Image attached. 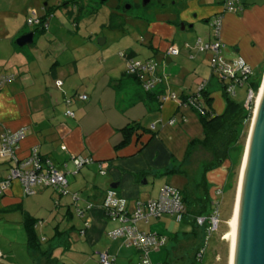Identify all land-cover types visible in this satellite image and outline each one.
I'll use <instances>...</instances> for the list:
<instances>
[{"label": "crops", "instance_id": "obj_1", "mask_svg": "<svg viewBox=\"0 0 264 264\" xmlns=\"http://www.w3.org/2000/svg\"><path fill=\"white\" fill-rule=\"evenodd\" d=\"M4 1L13 5L15 0H0V4ZM238 1L241 9L222 14L218 37L223 44L222 55L228 61H243L250 66L251 74L260 72L263 76L264 0ZM221 3V0H181L180 8L148 23L145 36L148 47L155 54L156 59H153L160 71L168 77L169 91L176 97L164 99L161 104L142 100L143 90L123 75L125 68L119 76L99 73L95 79L81 80L80 86L74 84L67 88V78H61L53 66L43 74V70L37 68L39 75L31 79L27 66H36L35 57L26 45L18 46L14 41L24 28L16 26L14 33L10 31L13 29H1L0 67L3 70L0 76L14 78L0 84V134L25 127L16 158H27L36 147L43 165L57 168L66 165L67 192L61 194L52 187H37L34 194L27 195L18 181L11 182L0 194V264H98V253L102 251L113 259L111 264H141V255L135 248L125 247L120 238L109 237L108 231L118 223L104 215L105 192L113 189L125 199L127 208L132 209L137 202L158 196L160 189L154 196L142 197L148 194L144 184L148 183V178H164V185L168 184V177L177 176L164 172L180 164L190 140L202 138L203 128L197 112L182 103V99L197 92L200 82L205 81L209 109L215 114L224 111L223 82L211 70V52L195 48L198 38L202 42L215 40L210 27L209 31H204L201 22L207 24L221 12ZM24 7L22 4L21 12ZM9 10L16 15L13 9L0 8V12ZM177 28L182 32L180 35ZM177 37L179 42L175 43ZM34 42L35 36L30 46ZM171 45L178 46L180 53L167 62L164 53ZM124 53L129 60L152 58L135 59L133 48ZM18 65L17 72L8 70ZM73 71L80 73L77 64ZM58 80L62 82L60 87L56 85ZM50 89L61 92L62 98L56 99L47 91ZM81 95L86 98L81 99ZM199 101L207 103L200 97ZM66 110L72 111L73 117L65 115ZM172 118L176 121L170 123ZM129 124L139 127L138 136L134 135L127 146L117 149L122 140L121 129ZM75 156H88L92 161L76 170L72 163ZM13 162L8 157L0 158V177L8 174ZM226 165L229 164L224 162L207 172L210 196L213 186L224 185ZM183 166L186 163L182 165L186 171ZM179 176L190 180L189 173ZM113 183L117 186L111 188ZM90 204L93 206L87 214H77V209ZM87 216L89 225L85 227ZM165 216L174 217L163 215L138 223L141 230L166 237L164 245L150 252L151 262L162 263L166 250L174 245H179L181 255L183 252L190 256L196 245L190 236H182L192 229L190 226L188 230L172 231V220L163 218ZM26 217L36 219L34 246H30ZM187 219L184 223L191 225ZM150 220L154 222L150 224ZM175 234L178 236L173 242Z\"/></svg>", "mask_w": 264, "mask_h": 264}, {"label": "rangeland", "instance_id": "obj_2", "mask_svg": "<svg viewBox=\"0 0 264 264\" xmlns=\"http://www.w3.org/2000/svg\"><path fill=\"white\" fill-rule=\"evenodd\" d=\"M93 1L97 2L99 0H83L82 3L86 5L89 2V6L87 5L86 8L91 10L94 7L97 11L95 13L84 11L80 16L78 15L79 7L73 6L74 3L70 0H15L13 5L5 1L3 5L0 4L1 10L10 8L16 13L13 16L10 10L8 12H0V31L2 28L6 30L13 29L10 31L14 33L16 30L14 27L21 25L24 28L14 41L19 36L34 29L33 26L25 24L26 18L30 14L29 10H36L37 16H41L44 14V5L46 4L52 11V14L47 17V28L43 32L36 31L34 44L32 46H30L31 44H26L25 46L35 57L34 63H36V66H27L29 67L28 74H30L31 79L39 75L37 73L39 72L38 69H42L43 72L41 73L43 74L49 71L51 66L57 69L61 78H67L65 88L74 84L80 86L81 80L90 81V79H95L99 73H109L110 76L116 77L119 76L126 66V62L119 56V53L130 51L132 48L136 54L135 59H143L148 56L156 59L155 54L148 47L147 39H145L148 23L154 19H162V14L167 15L173 12L175 8H180L178 4L181 2V0H149L146 4H143V0H103V3L98 6V4L92 3ZM63 2H66L68 6L65 7ZM22 4L25 7L24 11L21 12ZM127 5L130 8H127ZM68 11L71 13H68ZM112 13L113 15L111 16ZM78 16L79 18H77ZM201 25L206 29L204 31H209L208 23L201 22ZM177 31L178 35L182 33L179 28H177ZM100 39H105L102 45L98 44ZM177 42H179L178 37L175 39V43ZM185 42L191 43L188 40H185ZM75 64L78 65L79 72L82 75L73 71ZM19 68V65L16 69L12 66L8 70L17 72ZM1 69L0 67V72ZM260 82H262V79ZM260 82L259 84L261 85ZM45 89L44 87L41 91L43 90L44 92ZM47 91L51 92L56 99L60 100L62 98L61 92L51 89ZM235 92L233 99L236 102L246 104V85L236 87ZM252 106L251 112L253 115L254 104ZM250 123L251 120L249 124H242L239 132L236 133L239 138L234 144L236 147L235 152L230 154L231 167L229 176L226 175L227 177H225L224 187L223 185L212 187L213 190L217 187L224 190L223 196L217 197V200L220 201L222 221L217 232L207 242L206 257L201 264H229L230 237H224V235L229 230L228 221L233 213ZM229 137L230 132L227 131L223 135V139L218 138L214 142L213 148L221 150L223 140ZM208 162H216L215 156L208 149L198 147L192 152L186 162V166H183L186 169V173L190 175V181L199 176L203 166ZM226 168L227 173L228 166ZM175 175L177 176L173 178L168 177V184L179 190L183 189L188 180L179 176V173ZM147 181L148 183L144 184L148 194L142 195V197L156 195V191L165 182L164 178L160 177H151ZM44 218H46V215ZM163 218L172 220V231L188 230L191 227V225L185 224L184 220L177 221L175 217L165 216ZM75 222H77V217L74 218ZM153 222L154 220H150V224ZM159 259H163V256Z\"/></svg>", "mask_w": 264, "mask_h": 264}, {"label": "built area", "instance_id": "obj_3", "mask_svg": "<svg viewBox=\"0 0 264 264\" xmlns=\"http://www.w3.org/2000/svg\"><path fill=\"white\" fill-rule=\"evenodd\" d=\"M221 12L214 15L208 20L210 30L213 34L214 41L202 42L199 38L196 40L195 48L198 51H210V67L212 72L219 77L225 85V91L235 96V88L245 85V80L252 73L249 65L243 61H228L222 55L223 44L218 39L222 14L227 11H234L241 9L238 0H221ZM26 23L33 26L39 23V16L35 11L31 10L27 16ZM46 26V25H45ZM180 53V49L176 45H171L164 53V58L173 57ZM119 56L126 62L125 72L129 75H135L139 80L142 89L145 92H150L159 86L165 88V94L161 99L176 98L175 94L169 91L168 77L160 71L159 64L153 59L148 58L145 60L127 59L125 53L120 52ZM12 75L0 76V84L13 79ZM62 82L56 81L57 87H60ZM205 81L198 84L197 92L194 96L187 98L186 105L201 111V106L198 103V98L204 90ZM247 89L246 105L256 103L258 92H254L251 88ZM81 99H85L86 95H81ZM65 115L73 117V112L70 110L65 111ZM172 118L169 122H175ZM26 132L25 127H21L14 131H6L0 134V158L12 159L14 162L10 166L8 174L5 177H0V194L6 191L11 185V182L18 181L27 195H32L36 192L37 187H52L59 191L61 194L67 192V179L65 175V166L57 168L52 165H43V162L38 154V150L34 147L30 155L24 159L16 158V150L20 140L24 137ZM92 159L88 156H75L72 158V163L76 170L80 169L86 164H89ZM101 173H103L101 171ZM222 188H215L210 196V203L212 211L208 216H197L195 221L197 225L201 226L205 221L208 222L206 230V243L209 238L218 230L222 221L220 213V201L217 200L218 196H222ZM75 196V195H74ZM93 205H88L84 209H77L79 216H84L92 208ZM102 209L107 219L116 221L118 226L109 230L108 235L112 239L120 238L125 247L135 248L141 255V264H161L160 262H151L149 254L153 249H158L161 245L165 244L166 237L157 233L143 231L138 227L139 222L147 223L150 218H159L163 215H171L177 221H181L186 208L182 201V194L180 190L170 184H164L156 198H151L145 202H137L132 209H128L126 201L122 196H119L113 189L105 192L102 203ZM85 227L89 225L88 216L84 220ZM85 231V230H84ZM82 231V233H84ZM204 249H200L196 253L197 258H201ZM1 257V253H0ZM113 259L107 252L98 253V264H111Z\"/></svg>", "mask_w": 264, "mask_h": 264}, {"label": "trees", "instance_id": "obj_4", "mask_svg": "<svg viewBox=\"0 0 264 264\" xmlns=\"http://www.w3.org/2000/svg\"><path fill=\"white\" fill-rule=\"evenodd\" d=\"M73 4V6L79 7V16L81 13L85 12H93L95 13L97 9L94 7L91 8V10H88L86 6H89L88 4L84 5L82 3L83 0H70ZM68 2V1H67ZM92 3L95 4H102L103 0L99 1H93ZM61 5V4H60ZM59 5V6H60ZM63 5L65 7L68 6L66 2H63ZM130 8V7H129ZM68 13H71L68 11ZM52 14L51 9L45 4L44 5V14L39 16V23L37 25H33L34 29L32 30L35 36L36 31L43 32L47 28V17ZM113 13L111 14V16ZM79 16L77 18H79ZM27 20V19H26ZM77 24V23H76ZM46 25V26H45ZM125 57L128 59V56L125 55ZM124 76L127 78L132 79L135 83H137L140 87L141 84L139 80L136 78L135 75H129L126 74L124 70ZM262 79V74L260 72L256 74H251L247 79L245 80L246 88H251L254 92L258 91V87L260 86L259 82ZM261 83V82H260ZM223 96L225 100V108L224 111L221 114H215L211 109H209V101L210 98L206 97V92L203 90L201 92L200 98L206 99L207 103H201L198 98V103L201 106V111H198L197 109L193 108L199 117L200 123L203 128L202 138H195L189 141L187 145V149L185 151L184 157L179 165L168 167L164 174L165 175H171L174 173H182L187 176L186 171L182 168V165L187 162L192 152H194L195 149L198 147H203L205 149H208L211 154L215 156L216 162H208L203 166V169L199 176L197 178H194L192 181L188 180L186 182V186L183 189H180V192L182 194V201L185 205L186 211L182 218V220H189L191 222V230L189 232H183L182 236H190L191 240L195 242V248L192 249V253L189 256L188 254H184L182 252L179 253L180 247L179 245L175 247V245L169 249L166 250V257L164 261L161 264H201L203 260L206 257V248L207 243L205 241L206 238V230L208 227V222L205 221L201 226L197 225L195 218L197 216H208L212 211V205L210 203V184L207 181L206 174L208 171L217 168L224 162H228V171L227 176H229V170L231 167V159L230 154H233L236 150L235 142L239 138V136L236 135V133L239 132V128L244 123H248L251 120L252 112L251 109L253 108L251 105L242 104L239 102H236L233 99V96L229 95L225 91V85L223 83ZM142 89V87H141ZM143 90V89H142ZM165 94V88L163 86H159L155 88L154 90L150 92H145L143 90V94L141 95V99L151 102H156L158 104L162 103V95ZM194 96V95H191ZM189 97V96H188ZM185 97L182 99V102L186 103L187 98ZM138 129L139 127L137 125H127L123 129H121L122 133V140L120 143L116 146L117 149L122 148L124 146H127L134 135L138 136ZM229 131L230 137L226 140H223V145L221 150H216L215 147L213 148L214 142H216L219 139H223V135ZM212 145V148H211ZM42 162L43 159L41 158ZM226 176V177H227ZM224 187V185H223ZM224 194V190H223ZM222 194V196H223ZM221 196V197H222ZM36 219L31 217L25 218V224L27 226L28 231L30 232L29 236V242L30 246H34L36 242V236L34 234V225H35ZM177 234L173 237V242H176L177 240ZM204 249V253L201 258H197L196 253L200 251V249Z\"/></svg>", "mask_w": 264, "mask_h": 264}, {"label": "water", "instance_id": "obj_5", "mask_svg": "<svg viewBox=\"0 0 264 264\" xmlns=\"http://www.w3.org/2000/svg\"><path fill=\"white\" fill-rule=\"evenodd\" d=\"M148 1L143 0V4ZM180 27L185 28L184 24ZM33 37V31H29L15 42L24 46L31 44ZM104 41L100 39L98 44ZM170 60L168 57L166 61ZM258 94L260 99L254 106L240 170L231 264H264V73ZM116 186L117 183L110 185Z\"/></svg>", "mask_w": 264, "mask_h": 264}, {"label": "bare ground", "instance_id": "obj_6", "mask_svg": "<svg viewBox=\"0 0 264 264\" xmlns=\"http://www.w3.org/2000/svg\"><path fill=\"white\" fill-rule=\"evenodd\" d=\"M259 99H260V94H258L257 99H256V103L257 104L259 103ZM240 180H241V175H240V179H239V184H238V189H237L235 204H234V207H233V213H232L231 218L228 221L229 230L224 235V237H228V238L230 237V257H229V264H231V262H232L233 226H234L235 208H236V203H237V197H238V191H239V186H240Z\"/></svg>", "mask_w": 264, "mask_h": 264}]
</instances>
